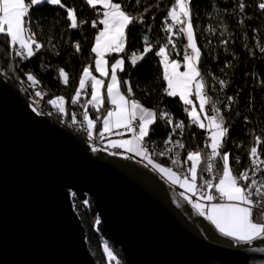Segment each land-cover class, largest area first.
<instances>
[{
    "label": "trees",
    "instance_id": "obj_1",
    "mask_svg": "<svg viewBox=\"0 0 264 264\" xmlns=\"http://www.w3.org/2000/svg\"><path fill=\"white\" fill-rule=\"evenodd\" d=\"M113 2L124 4L130 14L142 16L143 23L137 22L126 30L125 52H110L105 56L110 66L108 75H101L99 78L105 85L111 76V65L118 59L123 60V70L117 69L116 74L126 98L134 99L157 113L165 110L170 113L174 122L184 125L181 129H174L164 120H158L152 126L145 143L153 161L163 165L167 164L166 153H172L166 152V140L182 143L184 147L181 148V155L186 159L188 152H200L201 159L197 166L199 175L195 181L199 186L208 178L204 170V141L208 129L199 127L197 123H190L188 114L183 109L184 103L178 96L166 94L167 81L163 79L161 56L156 55L161 47H165L168 60L175 61L183 68L185 34L178 31L181 25H166V20H170L167 13L174 0H140L139 4L135 0ZM243 2L247 5L243 13L238 9V0H192L191 9L195 43L201 53L197 62L201 74L198 79L210 102L220 109L224 125L229 129L219 150L221 156L217 157L218 167L223 169L222 154L227 152L232 174L237 177L250 167L251 147H257L260 158L264 160V144L257 145L254 139L260 136L264 140V53L259 50L264 45V11L256 7L260 0ZM62 3L76 11L78 21L83 19L86 23L76 29L71 28L66 10L59 6L44 4L30 9L29 32L35 33V39L43 47L34 56L25 59L15 54V44L0 35V74L13 84L25 75L32 74L44 95V109L52 113L53 120L63 118L51 103L54 98L61 97L65 101V119L80 118L87 112L89 118L95 121L97 132L101 126V118L109 108L108 99L98 108H93L89 99L90 82L86 83V95L77 93L85 68L97 76L96 55L91 49L102 24L98 23L93 28L92 21L102 19L103 9L96 6L94 10L85 0H62ZM145 9L148 11L145 12ZM145 36L152 51L133 66L131 54L143 51ZM77 43L79 51L75 47ZM61 69L67 74V83L60 75ZM221 80L225 82L223 86L220 84ZM123 81H128V85H124ZM129 86L132 89L131 95L127 93ZM228 97H233V100L229 102ZM225 106H229L227 115L221 112ZM161 152L164 154L160 155ZM187 162L191 166L192 162ZM145 163L153 169L148 161ZM188 178L192 179L190 172ZM186 200L193 206L189 197ZM73 207L86 230L87 246L96 263L123 264L120 250L98 235V217L91 202L85 206L73 200ZM256 220L260 222L258 214Z\"/></svg>",
    "mask_w": 264,
    "mask_h": 264
},
{
    "label": "water",
    "instance_id": "obj_2",
    "mask_svg": "<svg viewBox=\"0 0 264 264\" xmlns=\"http://www.w3.org/2000/svg\"><path fill=\"white\" fill-rule=\"evenodd\" d=\"M73 200L123 264H264V239L220 233L154 170L92 151L0 75V264H97Z\"/></svg>",
    "mask_w": 264,
    "mask_h": 264
},
{
    "label": "snow or ice",
    "instance_id": "obj_3",
    "mask_svg": "<svg viewBox=\"0 0 264 264\" xmlns=\"http://www.w3.org/2000/svg\"><path fill=\"white\" fill-rule=\"evenodd\" d=\"M85 3L92 9L96 10L97 5H102L104 11L102 13L103 18L100 20H93L92 27L96 28L97 24H102L103 30L98 32L95 36V45L91 51L96 54L95 64L96 71L100 72L101 75H108L101 65L107 64L104 59L105 53L108 52H125L127 35L126 30L130 25H134L137 22L143 23L142 16L130 14L124 4L120 2H113V0H85ZM136 4L140 3V0H135ZM52 5L59 6L65 9L67 12V18L71 22L70 27L76 29L80 25L86 23L85 20L80 19L78 21L76 11L72 8H68L62 0H0V35L8 38L11 44H18L22 51H17L15 54L22 58H28L35 55L43 45L37 42L35 39V33L29 32L30 24V9L36 8L41 5ZM246 3L243 0H238V9L241 13L245 11ZM261 11H264V0L256 5ZM192 0H174L173 5L168 10L167 16L170 18L172 24L181 25L178 29L180 33H186L188 44L187 47L191 49V54L185 53L184 59L186 62L187 71L184 73H177L175 71L178 66L175 61L169 62L167 59L165 47H161L156 53L157 56H161L164 59L162 63L164 65L163 79L167 81V88L165 92L168 96H176L179 94L180 99L185 105L192 103L188 99V94L191 91V85L195 82L196 91L195 95L199 98L200 111L204 112V105L210 103L209 98L203 94V84L198 79L200 77V71L197 68V62L200 59V50L197 48L195 38L193 35V24L191 20ZM145 12L148 9L144 10ZM170 27V26H169ZM255 31V29H253ZM145 47L143 51L137 54L133 52L131 54V64L136 66L138 62L142 61L146 55L152 51V46L148 43V38L143 37ZM171 43V40H169ZM34 45V48H33ZM76 50H80V46L76 44ZM260 52L264 53V45L260 46ZM169 63H171L172 71L169 72ZM123 60H116L111 65V82L107 85V94L110 103L116 106V110H109L107 115L104 117V129L108 130L112 125V118L115 117V125L117 127H123L128 131H134L135 134L131 140H124L121 142H114L112 147L126 148L129 152H135L148 159L153 167L158 169L161 173L167 172L170 177L173 178V183L179 182L177 174L172 172L171 169H166L158 164H154L151 157L148 155V149L145 145L146 138H148L152 131V126L158 120H164L168 125L173 126L174 129H181L184 125L180 122H174L171 118L170 113L165 110H161L157 113L155 110H150L143 107L136 100H129L119 90V84L117 79V69L123 70ZM60 75L64 77V82L67 83V74L63 69L60 70ZM91 78L92 80V98L93 102H99L100 97L97 90V86L102 84V81L91 77L88 68L83 70V76L80 80V88L83 89L85 85V79ZM27 79L35 83V78L32 74H27ZM124 85H128V81H123ZM223 86L225 82L220 81ZM132 89L129 86L127 88L128 95H131ZM79 93H77L78 95ZM39 95V93H38ZM62 99V98H60ZM229 102L233 100V97L227 98ZM75 102V101H74ZM56 104V101H51ZM213 114H205L204 119L208 120V129L211 131V154L208 159H215L221 156L220 149L223 146L224 139L228 135L229 129L224 125V118L220 115V109L216 108L215 104L212 105ZM60 111L64 109L61 107ZM187 111V109H186ZM189 116L192 118L194 123H197L199 127H206L200 118L195 114V109L189 112ZM85 120L89 127L93 125V120L89 119L85 115ZM75 120V117H73ZM247 120V118H245ZM135 121V125L133 122ZM255 143L257 145L264 144V140L260 136H256ZM166 144L169 140L164 141ZM177 146L183 148L184 145L179 141L176 142ZM168 152L172 151V148L167 149ZM164 153L161 152L160 155ZM250 159L254 166L252 169V176H255L257 171L264 175V160L260 158L258 148L253 146L250 149ZM201 159L200 152H188L187 161H191L190 174L192 182L189 183L185 178V183H182V187L192 189L193 192L197 189L198 185L195 183L198 172L197 166ZM238 159V158H237ZM173 163H177L173 160ZM223 169L222 174L218 178L219 182L215 185L211 180H207L204 183L209 189L214 188L215 192L219 194L220 198H223L229 202L235 203H217L211 204L205 210L198 203H194L193 207L198 211L199 215L206 217L208 221L215 226L225 236L234 237L238 241L251 242L254 239H264V223L256 220L258 214L260 219L264 220V210L259 211L258 209H264V180L260 182L257 179H250L249 173L243 171L240 175L234 176L229 165V154L224 152L222 154ZM205 171H211L212 166L209 165ZM250 181L243 186L238 181ZM205 199L212 201L216 197L210 194H202ZM187 199V197H185Z\"/></svg>",
    "mask_w": 264,
    "mask_h": 264
},
{
    "label": "built area",
    "instance_id": "obj_4",
    "mask_svg": "<svg viewBox=\"0 0 264 264\" xmlns=\"http://www.w3.org/2000/svg\"><path fill=\"white\" fill-rule=\"evenodd\" d=\"M166 25L171 26L172 25L171 20H166ZM15 50H16V52L22 51V49H20V47H16ZM187 51H188V48L184 47L183 53H187ZM10 84H12L20 92V94L25 97V99L27 100V102L29 104L30 109L35 114L43 115V116H46V117H49L50 119H52V113L50 111L44 109V95L41 92V90L39 88V84H38L36 79H35V83H34L32 81H29L27 79V75H25L24 77L20 78L16 83H14V84L10 83ZM38 93H39V95H38ZM78 93H79V95H82V96L86 95L87 94L86 86H84L83 89H81L79 87ZM212 105L213 104L211 102L204 105V108H205V111L203 112L204 116H205V114H207V115L213 114ZM109 109L114 111L115 107L109 106ZM183 109L189 115V111L192 109V104H189V105L184 104ZM186 109H187V111H186ZM53 121H55L56 123H58L62 127L67 128L73 134L83 138L92 151L100 150L102 152H106V153L111 154V155L124 156L125 152L120 147H112V146L106 144V142L104 140V135L90 132V130L87 126V122H86L87 120H85L83 115L80 118H75V120H73V118L66 119V120L64 118H59V119H55ZM189 121H190V123H193V120L191 118H189ZM133 124L135 125V121L133 122ZM121 131L122 132H128V130L125 128H122ZM132 132L135 134L134 131H132ZM169 141L170 142L167 143V146H166V152H168L167 151L168 148H172V151H171L172 153L171 154L166 153L167 164L165 166L167 168L171 169L172 172L177 173L182 179L188 178V175L190 172L189 171L190 165L187 162L186 157H183L181 155V148L177 146V144H176L177 141H173L172 139H170ZM210 143H211V140H210L209 134H208L205 138V141H204V145L206 146V150H205L206 168L209 165H211L212 170L210 172L206 171V173L208 174L207 180H211L212 183L215 185L216 183L219 182L218 178L221 176L222 170H220V168L218 167L217 157L215 159H208V157L211 154ZM145 145L147 147L146 143H145ZM147 149H148V147H147ZM191 152H198V151L193 150ZM173 160H176L177 163L174 164ZM140 161L146 165V163H145L146 160H140ZM253 167L254 166L251 163L249 169L247 170V172L249 173L250 179H252V178L257 179L258 182H260L261 180H264V175H262L259 171H257L255 176H252ZM207 180H203L201 182V184L197 187L195 192L192 194V196H190L189 198L193 202H197V203L199 202V203H203V204L222 203L223 201H225V199L219 197V194L215 192L214 188L209 189L206 186H204V183ZM249 182L250 181H243V180L238 181V183H240L242 186L246 183H249ZM202 194H205V195L210 194V195L215 196L216 198L213 199L212 201H208L207 199L204 198V196ZM262 210H264V209H258L257 213L259 211H262ZM260 222L264 223V220L260 219Z\"/></svg>",
    "mask_w": 264,
    "mask_h": 264
},
{
    "label": "crops",
    "instance_id": "obj_5",
    "mask_svg": "<svg viewBox=\"0 0 264 264\" xmlns=\"http://www.w3.org/2000/svg\"><path fill=\"white\" fill-rule=\"evenodd\" d=\"M97 6H100L102 9H103V7H102V5H97ZM103 11H104V9H103ZM102 18H103V16H102ZM103 25H102V28L100 29V30H103ZM31 33V32H30ZM185 34V38H186V43H185V47H187V44H188V40H187V35H186V33H184ZM98 35V34H97ZM193 35H194V33H193ZM16 45V47H20L18 44H15ZM94 45H95V42H94ZM33 48H34V45H33ZM188 48V47H187ZM166 51V50H165ZM187 53H189V54H191V49L190 48H188V51H187ZM95 54V53H94ZM108 54V52H106L105 53V56ZM185 54V53H184ZM96 55V54H95ZM166 55H167V52H166ZM105 56H104V59H105ZM167 59H168V56H167ZM106 60V59H105ZM162 60H163V57H161V65H162V69H163V73H164V65H163V63H162ZM169 61V60H168ZM169 62H171V61H169ZM177 65H178V63H177ZM197 66V65H196ZM101 67H102V69L105 71V72H108L109 71V64H108V62H107V64H102L101 65ZM110 70H111V68H110ZM188 69H187V67H186V62H185V59H184V61H183V68H180V66L178 65L177 67H176V69H175V71L177 72V73H184V72H186ZM172 71V68H171V63H169V72H171ZM89 72H90V70H89ZM90 74H91V77H94V78H96L97 80H99V76H101V73L100 72H98L97 71V76H94L91 72H90ZM83 76V75H82ZM87 82H90V83H92V80H91V78H86L85 79V85L84 86H86V83ZM193 86V87H192ZM79 87H80V85H79ZM195 87V82H193V84L191 85V91H190V93L188 94V99L189 100H191L192 101V103H193V106H192V108L193 109H195L196 110V112H195V114H197L198 116H201V118L204 120V124H205V126H206V123H207V120L206 119H204V114H203V112H201L200 111V102H199V98L195 95V89H193ZM203 94L204 95H206L205 94V92H204V86H203ZM176 96H178L179 97V99H180V96H179V94L178 95H176ZM61 97H57V98H54L52 101H56V104H53L52 103V105L53 106H55L56 108H58L59 109V111H60V108L62 107V105L64 106V107H62L63 109H64V111H66V108H65V101H64V99L62 98V99H60ZM181 100V99H180ZM182 101V100H181ZM183 102V101H182ZM62 104V105H61ZM110 105H112V104H110ZM94 108V107H93ZM96 109V108H95ZM66 113V112H65ZM85 115H87L88 116V118H89V114L86 112V113H84L83 114V116L85 117ZM188 117L189 118H191L189 115H188ZM192 119V118H191ZM92 120V119H91ZM89 128V127H88ZM117 128H119V129H117ZM121 128H123V127H117L116 125H115V117H113L112 118V125H111V127L108 129V130H105L104 129V123H103V120H102V122H101V126H100V128L98 129V131L96 132V130H95V121L93 120V125H92V127L91 128H89V130H90V132H92V133H98V134H102V135H104V140H105V142H106V144H108V145H110V146H112V144L114 143V142H121V141H124V140H131L132 138H133V136H134V133L133 132H130V131H128V132H122L121 131ZM206 128H207V126H206ZM208 129V128H207ZM111 130H118V132L119 133H123V134H121V135H110L108 132H110ZM107 134H109V135H107ZM112 134V133H111ZM121 148V147H120ZM125 153H124V157H128V156H131V157H133V158H136V159H141V160H146V161H148V159L147 158H144V157H142V156H140V155H137L135 152H129V151H127L126 150V148H121ZM135 155L137 156V157H135ZM149 155V154H148ZM150 156V155H149ZM151 160L153 161V159L151 158ZM153 163L154 164H158V165H160L161 167H163V168H166V169H169V168H167L165 165H163V164H161V163H159V162H157V161H153ZM152 165V167H153V164H151ZM152 170H154L160 177H161V172L158 170V169H156V168H154L153 167V169ZM177 174V173H176ZM177 177L179 178V182H177V183H173V178L172 179H170L169 180V184L170 185H173V186H175V187H177L178 188V190H179V192L181 193V194H183V195H185V196H187V197H190V196H192V194L194 193L193 192V190L192 189H189V188H187L186 186L185 187H182L181 186V184L182 183H185V179H182L178 174H177ZM187 181L189 182V183H191L192 182V179H190V178H188L187 179ZM225 201H227V200H225Z\"/></svg>",
    "mask_w": 264,
    "mask_h": 264
},
{
    "label": "rangeland",
    "instance_id": "obj_6",
    "mask_svg": "<svg viewBox=\"0 0 264 264\" xmlns=\"http://www.w3.org/2000/svg\"><path fill=\"white\" fill-rule=\"evenodd\" d=\"M164 59V58H163ZM114 64V63H113ZM99 78V77H98ZM96 79V78H95ZM118 79V78H117ZM99 80H100V78H99ZM101 81V80H100ZM111 82V76L109 77V79H108V81H107V83H105V85H103V81H102V84L101 85H98L97 86V90H98V93H99V97H100V100H99V102H93V98H92V83H91V93H90V96H89V99H90V104L92 105V107H94V108H98L99 106H101V104L103 103V101L105 100V99H108V103H109V106H113V107H115V110H116V106L115 105H110L111 103H110V100H109V98H108V94H107V85L109 84ZM118 84H119V90L121 91V93H122V90H121V85H120V83H119V80H118ZM193 87V86H192ZM193 89H195L196 90V86L193 88ZM123 94V93H122ZM192 104V106H193V103H191ZM62 105V104H61ZM142 105V104H141ZM143 106V105H142ZM62 107H64L63 105H62ZM144 107V106H143ZM146 108V107H145ZM57 110L59 111V109L57 108ZM110 109L108 108V110L104 113V115H103V117L101 118L102 120H104V117L107 115V112L109 111ZM114 110V111H115ZM192 110H193V108L189 111V112H192ZM60 112V114L63 116V118L65 119L66 118V111H63V112H61V111H59ZM195 112H196V110H195ZM224 115H227L228 114V112H229V106H225V107H223V109H222V111H221ZM70 118V117H69ZM68 117H67V119H69ZM199 118H200V121L201 122H203L204 123V120L201 118V116H199ZM90 119V118H89ZM66 120V119H65ZM87 122V121H86ZM208 123H209V121L207 120V123H206V126L208 125ZM87 126L89 127V125H88V123H87ZM92 127V126H91ZM91 127H89V128H91ZM208 128V127H207ZM117 129H119V128H117ZM122 129V128H121ZM110 135H121V134H123V133H119L118 132V130H111L110 132H108ZM112 133V134H111ZM109 134H107V135H109ZM208 134H209V138H210V136H211V131L208 129ZM211 144V143H210ZM135 157H137L136 155H135ZM136 159V158H135ZM161 178H163L167 183L169 182V180L170 179H172L171 177H170V175L167 173V172H165V173H162L161 174ZM191 203L192 204H194V203H197V202H193V201H191ZM222 203H235V202H229V201H223ZM198 204H200L201 206H202V209L203 210H205L206 211V209L208 208V207H210L211 206V204H217V203H208V204H203V203H199L198 202ZM206 218V217H205ZM215 227V226H214ZM218 230V229H217ZM219 231V230H218ZM229 237V236H228ZM229 238H231V239H233V240H236L234 237H229ZM238 241V240H237ZM242 242H244V241H242Z\"/></svg>",
    "mask_w": 264,
    "mask_h": 264
}]
</instances>
